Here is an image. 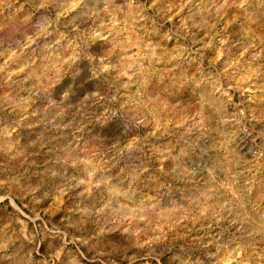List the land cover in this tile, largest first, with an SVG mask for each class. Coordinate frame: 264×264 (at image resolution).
Listing matches in <instances>:
<instances>
[{
  "label": "rangeland",
  "instance_id": "1",
  "mask_svg": "<svg viewBox=\"0 0 264 264\" xmlns=\"http://www.w3.org/2000/svg\"><path fill=\"white\" fill-rule=\"evenodd\" d=\"M0 264H264V0H0Z\"/></svg>",
  "mask_w": 264,
  "mask_h": 264
}]
</instances>
